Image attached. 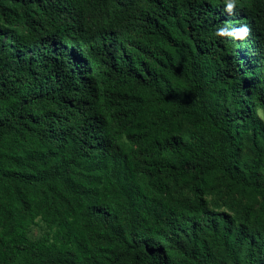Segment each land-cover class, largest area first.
Masks as SVG:
<instances>
[{"label":"trees","instance_id":"obj_1","mask_svg":"<svg viewBox=\"0 0 264 264\" xmlns=\"http://www.w3.org/2000/svg\"><path fill=\"white\" fill-rule=\"evenodd\" d=\"M228 3L0 0V264H264V0Z\"/></svg>","mask_w":264,"mask_h":264},{"label":"rangeland","instance_id":"obj_2","mask_svg":"<svg viewBox=\"0 0 264 264\" xmlns=\"http://www.w3.org/2000/svg\"><path fill=\"white\" fill-rule=\"evenodd\" d=\"M257 117L264 124V115L261 109L257 110ZM242 156L246 163H249V161L253 156L251 149L247 145L244 146L243 148ZM172 190L175 195H178L182 198L193 197L191 192H189L186 188L182 187L181 185L173 184ZM205 198L207 201V206L209 208H212L216 211H226L230 215L234 214V211L231 208V206L233 205L231 201L239 203V205L236 206V208L238 209H241L242 205L250 203L254 210L257 209L258 201H259V199L251 200L246 196H240V195L228 197L227 194L224 192L223 185H218L215 187V189L208 190L205 193ZM53 229H54V225H49L37 217L35 218V224H30L28 226L27 234L30 238L36 239L40 236L50 233Z\"/></svg>","mask_w":264,"mask_h":264},{"label":"clouds","instance_id":"obj_3","mask_svg":"<svg viewBox=\"0 0 264 264\" xmlns=\"http://www.w3.org/2000/svg\"><path fill=\"white\" fill-rule=\"evenodd\" d=\"M236 0H229L228 3V11H232L234 6H235ZM249 33V29L247 26H241L239 28L235 29H227V28H222L218 31L219 35H233L237 39H244Z\"/></svg>","mask_w":264,"mask_h":264}]
</instances>
